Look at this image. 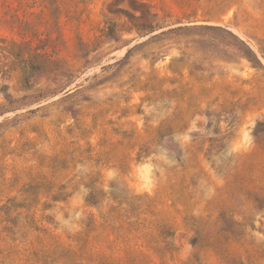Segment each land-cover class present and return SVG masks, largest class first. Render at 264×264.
<instances>
[{"label":"rangeland","instance_id":"1","mask_svg":"<svg viewBox=\"0 0 264 264\" xmlns=\"http://www.w3.org/2000/svg\"><path fill=\"white\" fill-rule=\"evenodd\" d=\"M0 264H264V0H0Z\"/></svg>","mask_w":264,"mask_h":264},{"label":"trees","instance_id":"2","mask_svg":"<svg viewBox=\"0 0 264 264\" xmlns=\"http://www.w3.org/2000/svg\"><path fill=\"white\" fill-rule=\"evenodd\" d=\"M152 18L154 15H152L150 12L147 14L142 15L139 18H135L134 16H131L133 19H140L144 21V25H142V30L145 31H153L155 28V25H153L152 21L149 20V17Z\"/></svg>","mask_w":264,"mask_h":264}]
</instances>
